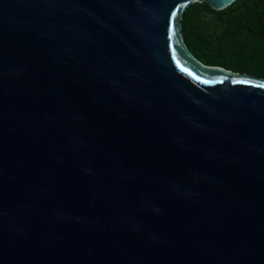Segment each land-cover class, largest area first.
Segmentation results:
<instances>
[{
  "label": "water",
  "instance_id": "95a60500",
  "mask_svg": "<svg viewBox=\"0 0 264 264\" xmlns=\"http://www.w3.org/2000/svg\"><path fill=\"white\" fill-rule=\"evenodd\" d=\"M236 1L0 0V264H264V78L182 33Z\"/></svg>",
  "mask_w": 264,
  "mask_h": 264
},
{
  "label": "trees",
  "instance_id": "16d2710c",
  "mask_svg": "<svg viewBox=\"0 0 264 264\" xmlns=\"http://www.w3.org/2000/svg\"><path fill=\"white\" fill-rule=\"evenodd\" d=\"M182 33L203 64L264 78V0H237L223 11L193 3L183 14Z\"/></svg>",
  "mask_w": 264,
  "mask_h": 264
},
{
  "label": "snow or ice",
  "instance_id": "6c2138e0",
  "mask_svg": "<svg viewBox=\"0 0 264 264\" xmlns=\"http://www.w3.org/2000/svg\"><path fill=\"white\" fill-rule=\"evenodd\" d=\"M172 16L175 17L176 16V13H172ZM260 87H264V84L260 85Z\"/></svg>",
  "mask_w": 264,
  "mask_h": 264
}]
</instances>
